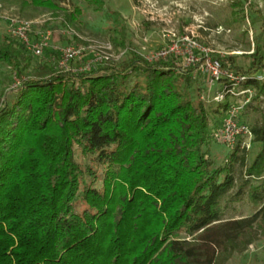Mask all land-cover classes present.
<instances>
[{
    "label": "trees",
    "instance_id": "trees-1",
    "mask_svg": "<svg viewBox=\"0 0 264 264\" xmlns=\"http://www.w3.org/2000/svg\"><path fill=\"white\" fill-rule=\"evenodd\" d=\"M66 1L0 0L23 19L50 13L76 25L84 8ZM81 1L105 12L117 45L122 14ZM232 5L229 26L245 9ZM49 49L36 56L10 32L0 38V66L19 81L0 106V264H227L264 237V120L249 126V148L240 136L225 161L210 152L230 108L242 105L244 122L252 101L227 93L209 109L199 64L175 57L130 52L81 71L79 59L61 66V53L44 59ZM247 54L249 67L236 54L213 57L259 100L264 46ZM220 83L222 92L230 82ZM246 196L254 212L227 217Z\"/></svg>",
    "mask_w": 264,
    "mask_h": 264
},
{
    "label": "rangeland",
    "instance_id": "rangeland-1",
    "mask_svg": "<svg viewBox=\"0 0 264 264\" xmlns=\"http://www.w3.org/2000/svg\"><path fill=\"white\" fill-rule=\"evenodd\" d=\"M105 11H117L123 16L126 29L119 32L118 44L115 45L112 36L116 33L112 21L108 20L105 12L98 13L88 8L81 0H67L63 6L74 10L82 6L80 14H77L76 25H72L61 17L50 13L28 19L33 21L30 34L36 31H51L52 41L49 46L48 59L51 53H61V50L71 46L85 48L84 57L80 66L84 63L93 62L96 57L97 46L101 43L110 42L113 46L114 60L104 63H94V68L102 67L105 63L118 64L127 58L130 52H136L148 60V56L154 55L158 50L171 40L183 34L196 35L206 46L214 49L216 53L229 52L239 55L238 62L248 66L251 57L246 52H252L254 43L264 46V0H242L245 5L244 14L233 26L227 23L233 15V2L237 0H105ZM3 14H0V38L9 33V23L4 18L15 14L13 9L4 6ZM16 15V14H15ZM241 16H245L241 19ZM118 34V33H117ZM122 34V35H121ZM19 39L20 37L17 36ZM32 51V50H31ZM237 53H232V52ZM33 52V51H32ZM213 53V54H214ZM219 53V54H220ZM228 54V55H229ZM42 58V59H43ZM149 61V60H148ZM152 62V61H149ZM244 63H246L244 65ZM199 64V65H198ZM200 80L209 81L206 91L201 98L206 106L216 108L217 102L213 100L218 94L221 83L211 81L208 72L204 71L202 63H197ZM195 65V66H196ZM39 66V64H37ZM257 76H264V70L259 71ZM10 73L4 66H0V106L3 96L6 94L8 101L13 100L14 86L19 82L10 81ZM206 86V84H203ZM255 96V94H254ZM246 96H238L240 104L245 102ZM252 104L243 114V121L252 127L258 121L264 120V97L259 100L251 99ZM243 112V109L241 110ZM240 112V116L241 113ZM250 142L249 136L243 138ZM233 147L219 141H213L211 155L215 161L221 163L226 160L227 153ZM259 151V146L253 144L248 150L249 163ZM254 207L248 197L240 202L232 204L227 211V217L239 218L250 215ZM227 264H264V237L251 245L246 251L234 253Z\"/></svg>",
    "mask_w": 264,
    "mask_h": 264
},
{
    "label": "built area",
    "instance_id": "built-area-1",
    "mask_svg": "<svg viewBox=\"0 0 264 264\" xmlns=\"http://www.w3.org/2000/svg\"><path fill=\"white\" fill-rule=\"evenodd\" d=\"M4 5L0 2V14L4 15ZM9 23V32L20 39L28 46L36 56H42L47 47L52 41L51 31H36L30 34L32 30V20L23 19L19 15L11 14L4 17ZM36 36V37H35ZM214 49L206 46L194 33L183 34L177 37L176 40H171L168 44L158 50L154 55L148 56L149 61L166 59L175 57L183 62L184 67L202 63L204 71L208 72L213 82H221L222 78H227L229 84L224 85V90L214 96L215 101L224 99L227 93L235 96L246 95L245 103L249 102L255 94V90L251 87L242 88L241 83L246 80V76L235 74L233 72L226 73L218 59L213 57ZM85 48L82 46H71L61 50L60 65L67 67V64L72 59H82L84 57ZM114 60L113 46L110 42L101 43L97 46L96 57L93 62H88L85 66H81V71L91 70L94 63H104ZM242 105L233 106L230 108L227 116L224 119L223 126L216 131L215 138L217 141L233 147L240 136L246 135L252 139L250 128L244 122L238 119L242 110ZM247 148L250 147V142H244Z\"/></svg>",
    "mask_w": 264,
    "mask_h": 264
},
{
    "label": "crops",
    "instance_id": "crops-1",
    "mask_svg": "<svg viewBox=\"0 0 264 264\" xmlns=\"http://www.w3.org/2000/svg\"><path fill=\"white\" fill-rule=\"evenodd\" d=\"M262 46H263V45H262ZM253 51H254V47H253ZM253 51H252V52H253ZM252 52H246V54H247V53H252ZM219 53H220V51H219ZM221 53H222V54H229V52H223V51H221ZM232 53H237V52L235 51V52H232ZM230 54H231V53H230ZM247 61H248V65H249L250 62H251V60L248 59ZM238 63H239V62H238ZM239 64L242 65L241 63H239ZM245 64H246V63H244V65H245ZM219 89H220V88H217V90H219Z\"/></svg>",
    "mask_w": 264,
    "mask_h": 264
}]
</instances>
